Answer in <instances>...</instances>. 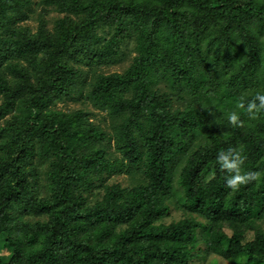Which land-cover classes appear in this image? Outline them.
<instances>
[{
	"label": "trees",
	"instance_id": "1",
	"mask_svg": "<svg viewBox=\"0 0 264 264\" xmlns=\"http://www.w3.org/2000/svg\"><path fill=\"white\" fill-rule=\"evenodd\" d=\"M257 92L264 0H0V264H264Z\"/></svg>",
	"mask_w": 264,
	"mask_h": 264
},
{
	"label": "clouds",
	"instance_id": "2",
	"mask_svg": "<svg viewBox=\"0 0 264 264\" xmlns=\"http://www.w3.org/2000/svg\"><path fill=\"white\" fill-rule=\"evenodd\" d=\"M239 108H246V111L251 116H255L257 113L264 111V92H257L255 96L247 101L245 105L244 97L240 98L237 105ZM239 114L235 111L228 113L227 119L229 124L237 127L241 124L238 118ZM216 160L220 166V169L225 170L226 175L225 184L226 186L236 189L241 184L247 183L251 180L259 178L260 173L257 171H241V165L243 164L244 157L239 151H234L232 148L222 150L217 153Z\"/></svg>",
	"mask_w": 264,
	"mask_h": 264
},
{
	"label": "rangeland",
	"instance_id": "3",
	"mask_svg": "<svg viewBox=\"0 0 264 264\" xmlns=\"http://www.w3.org/2000/svg\"><path fill=\"white\" fill-rule=\"evenodd\" d=\"M58 15H61L60 13L56 12V11H52L50 12V14L48 15V18L50 20V22H52L54 20V18ZM28 23H30L32 26H37L38 21H37V17L36 15L34 16L33 19H31L30 21H28ZM125 50V49H124ZM129 63V60H126V58L124 60H120L119 62H117L116 64L104 67L105 71H122ZM80 103H75V102H68L66 104H60V107L67 109V107H77L79 106ZM129 178V175L127 174H122V175H116L112 178V180H116V181H120L122 182V184H129L131 181ZM180 216H182V210L177 208L175 206V204H172V215L169 217H166L165 220L167 222H170L172 219H178ZM252 236V235H250ZM210 261L207 260V258H205L204 256L200 257L197 259V261L194 262V264H208ZM220 264H230L228 261H226L225 259L221 258Z\"/></svg>",
	"mask_w": 264,
	"mask_h": 264
}]
</instances>
